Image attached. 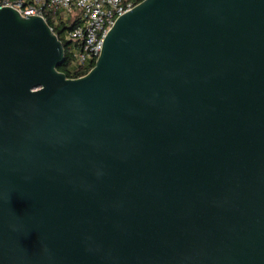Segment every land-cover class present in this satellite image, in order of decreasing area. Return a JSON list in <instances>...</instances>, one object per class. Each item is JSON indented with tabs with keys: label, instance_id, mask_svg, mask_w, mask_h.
<instances>
[{
	"label": "water",
	"instance_id": "1",
	"mask_svg": "<svg viewBox=\"0 0 264 264\" xmlns=\"http://www.w3.org/2000/svg\"><path fill=\"white\" fill-rule=\"evenodd\" d=\"M64 60L0 9V264H264V0H145Z\"/></svg>",
	"mask_w": 264,
	"mask_h": 264
},
{
	"label": "built area",
	"instance_id": "2",
	"mask_svg": "<svg viewBox=\"0 0 264 264\" xmlns=\"http://www.w3.org/2000/svg\"><path fill=\"white\" fill-rule=\"evenodd\" d=\"M143 1L0 0V9L12 8L21 17L43 19L67 53L68 71L75 74L85 70L88 72L94 66L105 35L115 20Z\"/></svg>",
	"mask_w": 264,
	"mask_h": 264
},
{
	"label": "trees",
	"instance_id": "3",
	"mask_svg": "<svg viewBox=\"0 0 264 264\" xmlns=\"http://www.w3.org/2000/svg\"><path fill=\"white\" fill-rule=\"evenodd\" d=\"M64 58H65V60H64L63 64H61L60 66L57 67V71L64 73L67 78H76V77H79V76L87 73V70H85V71H81L79 73L71 74L67 69L68 58H67L66 51L64 52ZM91 67H93V66H91Z\"/></svg>",
	"mask_w": 264,
	"mask_h": 264
}]
</instances>
